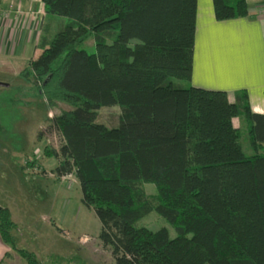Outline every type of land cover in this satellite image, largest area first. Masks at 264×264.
<instances>
[{
  "label": "trees",
  "instance_id": "trees-1",
  "mask_svg": "<svg viewBox=\"0 0 264 264\" xmlns=\"http://www.w3.org/2000/svg\"><path fill=\"white\" fill-rule=\"evenodd\" d=\"M42 3L39 52L19 74L60 110L48 127L60 145L45 155L57 160L56 175L77 179L115 264H264V115L251 110L246 90L231 101L190 83L197 0ZM212 4L219 21L249 15L246 0ZM90 37L93 51L82 47ZM111 106L120 108L117 124L98 122ZM151 211L175 236L136 226ZM14 230L0 205L2 241L41 264L17 246Z\"/></svg>",
  "mask_w": 264,
  "mask_h": 264
},
{
  "label": "rangeland",
  "instance_id": "rangeland-1",
  "mask_svg": "<svg viewBox=\"0 0 264 264\" xmlns=\"http://www.w3.org/2000/svg\"><path fill=\"white\" fill-rule=\"evenodd\" d=\"M82 47L93 51V38ZM24 67L0 70V81L8 84L0 86V205L8 206L14 215L16 244L33 252L41 264H115L98 237L99 219L81 202L77 179L56 175L57 160L45 155L46 146L60 145L58 131L48 128L60 110L50 109L45 98L32 91L31 82L19 74ZM119 114L118 106L101 107L97 121L113 126ZM234 124L240 126L244 152L251 154L244 123L236 118ZM143 187L147 195L157 194L153 183L145 182ZM136 226L167 227L169 235L175 236L174 228L155 211ZM16 254L11 264H27Z\"/></svg>",
  "mask_w": 264,
  "mask_h": 264
},
{
  "label": "crops",
  "instance_id": "crops-1",
  "mask_svg": "<svg viewBox=\"0 0 264 264\" xmlns=\"http://www.w3.org/2000/svg\"><path fill=\"white\" fill-rule=\"evenodd\" d=\"M246 1L248 16L219 21L212 0H197L190 83L224 90L231 101L246 90L251 110L264 115V0ZM0 9V70L20 68L39 52L42 0H0ZM15 254L0 237V264H11Z\"/></svg>",
  "mask_w": 264,
  "mask_h": 264
},
{
  "label": "water",
  "instance_id": "water-1",
  "mask_svg": "<svg viewBox=\"0 0 264 264\" xmlns=\"http://www.w3.org/2000/svg\"><path fill=\"white\" fill-rule=\"evenodd\" d=\"M0 86H8V84L0 81Z\"/></svg>",
  "mask_w": 264,
  "mask_h": 264
},
{
  "label": "built area",
  "instance_id": "built-area-1",
  "mask_svg": "<svg viewBox=\"0 0 264 264\" xmlns=\"http://www.w3.org/2000/svg\"><path fill=\"white\" fill-rule=\"evenodd\" d=\"M3 16V13H1V9H0V17Z\"/></svg>",
  "mask_w": 264,
  "mask_h": 264
}]
</instances>
